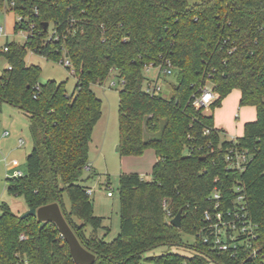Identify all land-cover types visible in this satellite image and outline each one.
<instances>
[{"label": "trees", "instance_id": "16d2710c", "mask_svg": "<svg viewBox=\"0 0 264 264\" xmlns=\"http://www.w3.org/2000/svg\"><path fill=\"white\" fill-rule=\"evenodd\" d=\"M0 9L21 18L16 33L29 34L24 44L0 48V62L7 61L0 109L8 104L28 113L33 140L27 172L7 180L9 194L23 197L29 209L58 203L82 246L96 255L94 264H264V0H0ZM29 52L69 60L74 92L66 82L41 84V67L26 65ZM167 62L177 73L176 83L164 79L171 97L147 94L146 66ZM113 71L123 83L119 154L140 157L151 149L157 162L150 181L121 174L120 233L106 242L83 177L102 113L92 85L104 84ZM207 86L218 95L209 114L194 106ZM234 90L241 92V107L257 112L236 142L254 156L243 173L227 170L234 143L214 122V111ZM238 182L257 226L259 254L252 259L211 254L197 236L210 195L218 189L232 198ZM0 209V264H76L54 223L41 230L36 217L22 218L5 202ZM181 210L178 229L170 222ZM184 234L195 237L194 244L186 245ZM161 246L194 254L144 257Z\"/></svg>", "mask_w": 264, "mask_h": 264}, {"label": "rangeland", "instance_id": "374dc122", "mask_svg": "<svg viewBox=\"0 0 264 264\" xmlns=\"http://www.w3.org/2000/svg\"><path fill=\"white\" fill-rule=\"evenodd\" d=\"M18 21V17L14 12H7L6 9H2L0 12V28L2 27L4 32H0V48H3L7 42L13 41L24 44L26 41L25 32H15V25ZM53 25L50 27V33L53 32ZM8 35V37L6 35ZM26 65H36L41 67L42 73L40 77V83L46 84L48 81L53 80L58 83L66 82V89L69 94H72L77 84V78L71 71L63 65L61 62L51 61L47 58L29 52L26 59ZM7 67V61L2 59L0 62V71ZM156 71L151 70L146 72L147 77H154ZM176 72L169 77V82L176 83ZM147 81L144 82V85ZM147 84V83H146ZM92 89L96 96L102 101L101 117L96 123L93 134L92 142L90 144L89 163L90 169H87L84 173L83 184L86 187H92L95 194L92 195L94 202V213L96 216L103 218V227L99 229L98 236L104 238L106 242L114 241L120 233V193H119V181L121 174H129L137 171H142L143 179L150 181L152 179V169L155 163H149L147 160V152L140 157H121L119 154V105H120V91L123 89V83L118 77L116 72H112L107 78L104 84L92 85ZM164 96L170 98L172 95L171 86H165L163 90ZM239 91H233L228 98L224 101L226 108H229V117L239 124V132L242 130V124L247 122L246 114L242 112L239 119L234 118V112L236 108V102L238 99ZM230 101V102H229ZM224 103L222 104L223 107ZM229 103V104H228ZM12 109V108H11ZM237 109V108H236ZM252 109V108H251ZM216 112V111H215ZM217 114V113H216ZM216 116V115H215ZM20 122V121H19ZM21 124L25 126V131L28 132L29 124L26 118H22ZM221 130H225L221 126ZM30 132V131H29ZM226 132V131H225ZM22 137L27 140L26 152H28L31 146V140L29 136L23 133ZM152 137L146 134V138ZM222 138L230 139L228 133L225 135L222 133ZM31 139V138H30ZM22 170L26 173L27 166L24 165ZM114 193L113 197L108 196V192ZM2 198V199H1ZM1 203H8L13 212L18 215L25 214L28 205L23 197H16L0 192ZM67 207L69 202L66 198ZM183 241L186 245H192L195 242V237L184 234ZM168 253H178L186 256H192L194 251L190 248L182 246H161L144 255L145 258L151 256H160ZM143 264H153L151 262L144 261Z\"/></svg>", "mask_w": 264, "mask_h": 264}, {"label": "built area", "instance_id": "2783aa9c", "mask_svg": "<svg viewBox=\"0 0 264 264\" xmlns=\"http://www.w3.org/2000/svg\"><path fill=\"white\" fill-rule=\"evenodd\" d=\"M1 12V9H0ZM21 21V18H18ZM0 32H4L0 28ZM27 39L29 34L25 32ZM7 50V49H6ZM66 67H70L69 60L61 62ZM164 67V68H163ZM162 65L150 64L146 66V72L156 71L154 77H147L144 85V91L149 95H159L164 90V79H169L174 73L170 62ZM218 98V95L211 87H205L201 93L195 97L194 106L196 109H205L210 111L212 104ZM212 129H206L205 135H209ZM6 135L9 132L5 133ZM234 145L226 154L225 161L229 172L243 173L248 164L253 161L254 156L248 150L240 149L236 142L237 138L230 139ZM24 173L17 171L15 177H22ZM234 195L228 198L218 189L210 195L209 206L203 212L204 225L197 232V236L202 240L203 244L208 246L211 254L228 255L232 259H238L242 255L249 256L250 259L259 254L258 248L254 245L257 239V226L250 219L246 191L243 183L238 182L234 186ZM87 194L92 196L93 189H87ZM109 197H113L112 191L108 192ZM164 208L168 210V203L164 201ZM168 215L171 212L168 210ZM24 239V236L21 237ZM264 263V255L262 259Z\"/></svg>", "mask_w": 264, "mask_h": 264}, {"label": "crops", "instance_id": "0c3cea01", "mask_svg": "<svg viewBox=\"0 0 264 264\" xmlns=\"http://www.w3.org/2000/svg\"><path fill=\"white\" fill-rule=\"evenodd\" d=\"M6 36L8 37V35ZM164 85H165V82H164ZM227 98H225L224 101ZM240 99H241V92L239 91L238 99L236 102L237 109L235 108V112H234L235 114L233 115L234 118L239 119L242 112L246 114V117L249 116V112H250V116L253 115L252 118H246L247 122H244L242 124L241 132H239V124H237L236 121L234 122V120H232V118L229 117V111H228L229 108H226L224 101L222 102V104L224 103L225 108H222L223 107L222 105L220 108H217L215 110L216 112L214 111L215 127L217 129H221V126H223L225 129L224 131L228 133L230 139L242 137L244 134L245 124L248 122H253L257 119L256 108L250 107V106L241 107ZM210 112L211 111H206L207 114H209ZM22 118H26L28 120V124H29L28 130L30 131V116L28 113L18 108H15L11 105H8V104L2 105L0 109V192L3 193V196H5V193L9 194L8 189H7V180L9 178L15 177V173L17 171H21L22 173L25 174V172L22 170V167L26 165L27 156L30 154V152L33 149V140L31 136V131L30 132L25 131L26 129L25 126L21 124ZM6 132H9V134L6 135L5 134ZM23 133L26 135V137L29 136V141L31 140L32 142L28 152H26L27 140L22 137ZM148 151L155 152L154 150L149 149L145 153H147ZM152 154L154 153H147L146 155L148 156L147 160L149 163H156L157 162L156 153H155V156ZM146 156L144 155V158H146ZM134 173L139 174L140 176L143 175L142 171L141 172L137 171ZM87 188L93 189L92 187H87ZM94 194H95V191H94ZM1 199H0V206L2 204ZM28 210L29 208H27L26 212ZM1 213L2 212L0 209V215Z\"/></svg>", "mask_w": 264, "mask_h": 264}, {"label": "water", "instance_id": "95a60500", "mask_svg": "<svg viewBox=\"0 0 264 264\" xmlns=\"http://www.w3.org/2000/svg\"><path fill=\"white\" fill-rule=\"evenodd\" d=\"M45 29H48V24L45 25ZM36 217L41 222L40 229L42 230L48 223H54L60 233L61 237L67 242L71 256L76 264H94L96 255L86 250L76 234L66 221L62 209L58 203H53L40 207L38 209H29L22 218ZM183 211L181 210L176 217H174L170 224L180 229L182 227Z\"/></svg>", "mask_w": 264, "mask_h": 264}]
</instances>
